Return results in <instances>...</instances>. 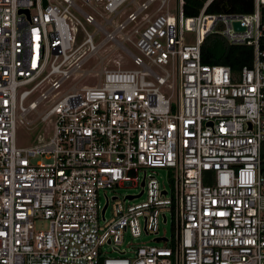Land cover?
<instances>
[{"label":"built area","instance_id":"built-area-1","mask_svg":"<svg viewBox=\"0 0 264 264\" xmlns=\"http://www.w3.org/2000/svg\"><path fill=\"white\" fill-rule=\"evenodd\" d=\"M46 1L0 0V264H264V0ZM213 34L253 63H205ZM18 120L52 135L18 146ZM144 177L143 199L109 195Z\"/></svg>","mask_w":264,"mask_h":264},{"label":"rangeland","instance_id":"rangeland-1","mask_svg":"<svg viewBox=\"0 0 264 264\" xmlns=\"http://www.w3.org/2000/svg\"><path fill=\"white\" fill-rule=\"evenodd\" d=\"M133 10V8L131 9ZM129 10V11H131ZM173 11H175L174 5L172 8ZM128 10L126 11V14L122 16V19L127 16ZM127 46L133 51V52H137V50L133 47H131V45L129 43H126ZM115 47L114 43H110L109 44V48H113ZM116 52L114 57H116ZM97 59L93 58L91 61H89L88 63H86L85 67H92L95 63H96ZM123 61L127 62L130 64V66L133 65V59L131 56L124 54L123 57ZM96 77L94 73H91L90 75L86 76L83 80L84 84H88V85H92L96 82ZM35 117V115L31 114L27 116L28 120H32ZM52 131H53V123L52 122H37L34 125H28L27 123L23 124L20 123L18 120V124H17V145L18 146H22V147H26V146H31L35 143H38L40 141V139L43 137L45 139H48L51 135H52ZM154 170V174L157 176V178L160 180L162 185H165L170 192L173 189V183L172 181H170L168 179V169L167 168H155V169H151ZM140 176L141 178L143 177V172H140ZM141 187H136L133 186L131 184L125 185V186H119L116 187L114 189V191H110L109 195L113 196L115 194H119V196L121 198L125 197L127 194H137L141 191ZM145 197V195H143L142 197H139L137 199H133V200H128L126 201L125 205L131 204L133 202H137L141 199H143ZM103 204L106 202V198L103 197ZM112 214V205H110L108 211H107V215L108 217H110ZM168 215V221L164 222L163 220L161 221L160 224V236L166 235L168 238L172 237L174 231H175V220L173 219V216L170 212L167 213ZM38 228H47L48 227V223L47 222H38L36 225ZM125 241H124V245L125 247L130 246V244L132 243H141V242H147V243H152L153 239H154V235H146L143 234L141 237L138 238H134L130 232H127L125 234ZM160 245H163L162 242H159ZM114 255H116V253H112Z\"/></svg>","mask_w":264,"mask_h":264},{"label":"trees","instance_id":"trees-1","mask_svg":"<svg viewBox=\"0 0 264 264\" xmlns=\"http://www.w3.org/2000/svg\"><path fill=\"white\" fill-rule=\"evenodd\" d=\"M207 0H186L187 15L199 12ZM227 4L232 11L248 12L253 10V0H215L209 6V12H222L223 5ZM254 60V48L247 45L230 44L225 37L219 34L210 35L203 50V61L208 64H225L238 71L244 65H251Z\"/></svg>","mask_w":264,"mask_h":264},{"label":"water","instance_id":"water-1","mask_svg":"<svg viewBox=\"0 0 264 264\" xmlns=\"http://www.w3.org/2000/svg\"><path fill=\"white\" fill-rule=\"evenodd\" d=\"M46 4H47V1L45 0V5H46ZM223 10H224V11H228V10H229V8H228V6H227L226 4L223 5ZM235 25H236V28H237V29H240V30H241V29H242V30L245 29L243 26H241V24H240L239 22L235 23ZM168 174H169V173H168ZM141 186H142V189H141V191H140L139 193H137V194H128L127 197H128L129 199H135V198H139L140 196H142V194L144 193L145 177H144L143 180H142ZM107 208H108V200H107V202H106V204H105V206H104V208H103V210H102V216H103V217L105 216V212H106ZM164 222H166V216H164ZM157 240H158V238H155V241H157ZM163 240H167V239L164 238ZM117 250H118V249H117Z\"/></svg>","mask_w":264,"mask_h":264}]
</instances>
